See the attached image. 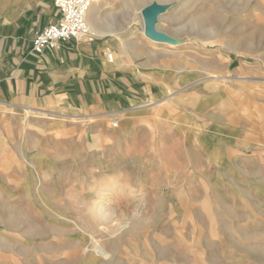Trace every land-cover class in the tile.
Wrapping results in <instances>:
<instances>
[{
  "label": "rangeland",
  "instance_id": "1",
  "mask_svg": "<svg viewBox=\"0 0 264 264\" xmlns=\"http://www.w3.org/2000/svg\"><path fill=\"white\" fill-rule=\"evenodd\" d=\"M153 1L100 22L125 29L107 58L135 98L0 101V264H264V0H163L146 34Z\"/></svg>",
  "mask_w": 264,
  "mask_h": 264
},
{
  "label": "crops",
  "instance_id": "2",
  "mask_svg": "<svg viewBox=\"0 0 264 264\" xmlns=\"http://www.w3.org/2000/svg\"><path fill=\"white\" fill-rule=\"evenodd\" d=\"M16 3L17 9L0 17V101L23 107L49 103L58 108L87 106L106 112L109 106L129 101L141 91L133 75L108 63L110 35L70 39L42 53L33 51L36 32L57 21L58 9L54 0ZM106 6L98 11L100 22ZM22 159L29 163L25 153Z\"/></svg>",
  "mask_w": 264,
  "mask_h": 264
},
{
  "label": "built area",
  "instance_id": "3",
  "mask_svg": "<svg viewBox=\"0 0 264 264\" xmlns=\"http://www.w3.org/2000/svg\"><path fill=\"white\" fill-rule=\"evenodd\" d=\"M98 0H54L59 16L55 23L46 25L36 32L32 49L42 53L70 39H91L93 34L87 20L88 11ZM111 57V54H107Z\"/></svg>",
  "mask_w": 264,
  "mask_h": 264
},
{
  "label": "bare ground",
  "instance_id": "4",
  "mask_svg": "<svg viewBox=\"0 0 264 264\" xmlns=\"http://www.w3.org/2000/svg\"><path fill=\"white\" fill-rule=\"evenodd\" d=\"M170 2L171 1L165 2L163 0H161V1L155 0L151 4L144 6V8L141 12V17H142V21L144 23L143 25H144V30L146 31V34H148L149 31L154 28V24H155V20L153 18L154 15H155V18L157 19L158 15L161 12L166 10V8L168 7V3H170ZM106 5H107V0H98L96 2V4L91 8V11H88V14L90 13L88 24H89L90 29L92 31V34L94 36L104 37V36L109 35V34H112V35L118 34V36H117V38H118L120 35H122L125 32L124 27H116L115 28V27H112V25H111V27H104V25L102 27V25L100 23V19L98 18L99 9H101V7H104ZM162 8H164V9H162ZM158 37L159 36L153 37V38H158ZM141 39L142 38H138V41ZM114 125H117V123ZM99 145H100V143H98V146ZM94 187H96V186H94ZM109 202L111 203V201H109ZM110 203H108V202L104 203L103 200L96 201V199H95L89 205L88 210H89L90 214L94 216L95 220L100 221V222L107 221V220H110V217L112 218L113 213H114V212H112L113 207L110 206ZM114 216H115V214H114ZM126 226H127V223H122V225L115 227L113 232L119 233L120 229L121 228L124 229Z\"/></svg>",
  "mask_w": 264,
  "mask_h": 264
},
{
  "label": "water",
  "instance_id": "5",
  "mask_svg": "<svg viewBox=\"0 0 264 264\" xmlns=\"http://www.w3.org/2000/svg\"><path fill=\"white\" fill-rule=\"evenodd\" d=\"M150 33H152V30H150L148 34H150ZM153 35H154V34H153ZM153 37H156V36H153Z\"/></svg>",
  "mask_w": 264,
  "mask_h": 264
}]
</instances>
